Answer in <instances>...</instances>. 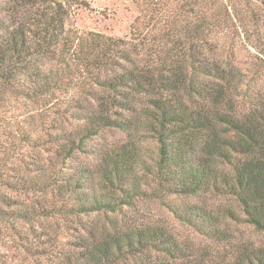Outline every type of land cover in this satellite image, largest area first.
Masks as SVG:
<instances>
[{
    "label": "trees",
    "instance_id": "obj_1",
    "mask_svg": "<svg viewBox=\"0 0 264 264\" xmlns=\"http://www.w3.org/2000/svg\"><path fill=\"white\" fill-rule=\"evenodd\" d=\"M208 1L202 0L200 24L182 31L189 38L201 34V45H189L185 55L179 48L164 50L142 67L123 41L65 29L61 2L30 8L27 18L11 24L0 19V94L30 104L39 133L29 138L48 154L36 164L37 180H17L11 189L47 191L74 215L116 214L134 197L148 196L177 221L217 238L210 212L171 200L212 190L233 197L246 222L264 234V85L240 95L248 87L242 69L230 47L213 42L211 34L230 19L228 6L221 1L210 12ZM258 55L260 68L264 54ZM109 130L131 133L132 140L90 144ZM139 133L155 142L149 162L135 143ZM77 155L91 157L94 165L77 162ZM0 201L15 204L4 195ZM5 215L30 219L26 210ZM116 222L108 219L109 230L98 234L85 229L86 236L75 238L76 253L58 264H160L161 256L190 264L168 227ZM235 264H264V258L246 255Z\"/></svg>",
    "mask_w": 264,
    "mask_h": 264
},
{
    "label": "rangeland",
    "instance_id": "obj_2",
    "mask_svg": "<svg viewBox=\"0 0 264 264\" xmlns=\"http://www.w3.org/2000/svg\"><path fill=\"white\" fill-rule=\"evenodd\" d=\"M221 1L227 4L230 19L224 17L220 28L211 29L213 42L216 39L218 43L225 42L239 63L242 78L248 83L246 92L241 88L240 95L255 93L260 84L264 85V65L259 68L257 60L259 53L264 54V4L256 0H209L210 12L217 11ZM56 2L63 3L65 29L93 32L123 41L138 67L149 59L159 58L164 50L179 48L185 55L189 45H201V34L189 38L183 36L182 31L200 24L202 0H35V7L31 4L23 7L21 2L17 4L14 0H0V19L11 24L23 16L27 18L30 10H44ZM251 11L252 17L248 14ZM174 36L179 40H172ZM30 110V104L0 94V195L15 203L6 206L0 201V264H58L61 256L76 251L75 238L86 236L85 229L97 234L109 230L110 218L123 228L149 223L168 227L191 257L190 264H235L239 257L246 255L264 258V234L246 222L241 207L227 194L208 190L195 196L171 198L176 205L195 204L212 214L221 234L208 238L192 226L177 221L159 201L148 196L134 197L130 205L123 206L116 214L74 215L62 210L59 201L47 191L19 186L17 190L11 189V184L17 180H37L36 164L48 156L42 146L36 142L32 145L29 138H36L39 133L38 119L33 115L35 117L30 120ZM130 136L131 133L109 130L90 144H120L132 140ZM135 139L144 159L149 162L155 149L154 140L148 133H139ZM76 158L79 163L94 165L91 157L77 155ZM16 209L30 212V219L5 215ZM158 262L172 264L162 256Z\"/></svg>",
    "mask_w": 264,
    "mask_h": 264
}]
</instances>
